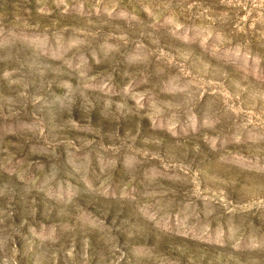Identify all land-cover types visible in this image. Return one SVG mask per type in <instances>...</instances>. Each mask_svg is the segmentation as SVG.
I'll use <instances>...</instances> for the list:
<instances>
[{
    "label": "rangeland",
    "instance_id": "rangeland-1",
    "mask_svg": "<svg viewBox=\"0 0 264 264\" xmlns=\"http://www.w3.org/2000/svg\"><path fill=\"white\" fill-rule=\"evenodd\" d=\"M0 264H264V0H0Z\"/></svg>",
    "mask_w": 264,
    "mask_h": 264
}]
</instances>
